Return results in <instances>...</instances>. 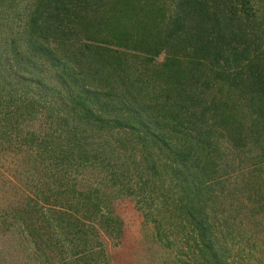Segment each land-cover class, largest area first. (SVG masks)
<instances>
[{"label": "trees", "instance_id": "obj_1", "mask_svg": "<svg viewBox=\"0 0 264 264\" xmlns=\"http://www.w3.org/2000/svg\"><path fill=\"white\" fill-rule=\"evenodd\" d=\"M9 152L33 264H264V0H0Z\"/></svg>", "mask_w": 264, "mask_h": 264}, {"label": "rangeland", "instance_id": "obj_2", "mask_svg": "<svg viewBox=\"0 0 264 264\" xmlns=\"http://www.w3.org/2000/svg\"><path fill=\"white\" fill-rule=\"evenodd\" d=\"M15 163V164H14ZM21 161L12 152L0 157V186L3 181L12 180L16 187V193L12 187L6 191L0 189V210L18 202V197L22 193L29 194L23 190L24 177L18 175L15 170L21 168ZM14 164V165H13ZM11 166V167H10ZM22 186V189L20 188ZM19 190V191H18ZM117 212L125 219V237L126 241L123 246L115 248L110 238L104 237L105 247L113 258L107 264H160L159 261H151V253L146 249L144 244L145 230L142 226V217L135 209L134 203H117ZM11 223L10 229L5 231L0 225V264H33L34 262L26 259L29 254L31 242L22 233L21 224L13 218H9ZM33 248V246H32ZM27 249V250H26ZM34 251V249H33ZM57 261V260H56Z\"/></svg>", "mask_w": 264, "mask_h": 264}]
</instances>
